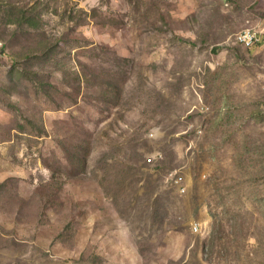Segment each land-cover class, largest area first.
I'll use <instances>...</instances> for the list:
<instances>
[{"label": "rangeland", "instance_id": "obj_1", "mask_svg": "<svg viewBox=\"0 0 264 264\" xmlns=\"http://www.w3.org/2000/svg\"><path fill=\"white\" fill-rule=\"evenodd\" d=\"M0 264H264V0H0Z\"/></svg>", "mask_w": 264, "mask_h": 264}, {"label": "trees", "instance_id": "obj_2", "mask_svg": "<svg viewBox=\"0 0 264 264\" xmlns=\"http://www.w3.org/2000/svg\"><path fill=\"white\" fill-rule=\"evenodd\" d=\"M100 1L102 2V0ZM37 11L38 10L34 5H26L22 8H18L17 6L13 5H8L5 6V8L3 9V12L8 13L9 16H12V19L15 21L11 23H13L14 25L26 23L28 28L37 27V22L41 21L42 14H39V12ZM40 49L45 53H52L55 48H52L48 45H44L42 47H39L38 49L36 48L35 51ZM29 53H32V55H34V50H31Z\"/></svg>", "mask_w": 264, "mask_h": 264}, {"label": "bare ground", "instance_id": "obj_3", "mask_svg": "<svg viewBox=\"0 0 264 264\" xmlns=\"http://www.w3.org/2000/svg\"><path fill=\"white\" fill-rule=\"evenodd\" d=\"M251 35V43L254 39V34L250 31V30H243L242 32H240L238 34V36H236V40L240 45H244V42H241L244 38L248 37ZM250 43V44H251Z\"/></svg>", "mask_w": 264, "mask_h": 264}, {"label": "built area", "instance_id": "obj_4", "mask_svg": "<svg viewBox=\"0 0 264 264\" xmlns=\"http://www.w3.org/2000/svg\"><path fill=\"white\" fill-rule=\"evenodd\" d=\"M241 42H244V46H250V43H251V35L244 38ZM193 230L196 231L197 230V227H193Z\"/></svg>", "mask_w": 264, "mask_h": 264}]
</instances>
